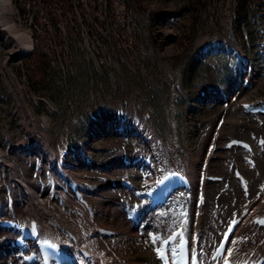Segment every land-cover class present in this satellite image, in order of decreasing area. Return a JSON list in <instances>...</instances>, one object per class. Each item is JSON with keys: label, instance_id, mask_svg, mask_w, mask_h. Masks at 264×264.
<instances>
[{"label": "rangeland", "instance_id": "1", "mask_svg": "<svg viewBox=\"0 0 264 264\" xmlns=\"http://www.w3.org/2000/svg\"><path fill=\"white\" fill-rule=\"evenodd\" d=\"M239 5L240 0H12L15 29L0 25L1 124L13 140L3 148L19 159L31 149L21 95L36 127L47 120L43 127L55 135L67 167L85 178L93 171L130 168L122 166L129 158L113 144L124 139L129 155L140 148L149 152L155 145L146 139L151 127L196 178L230 133L245 138L242 133L264 117L244 116L237 105L264 99V0H251L245 17ZM26 34L32 54L21 50ZM226 44L247 54V73L238 75L234 59L221 52ZM102 186L110 187L97 181L91 188ZM103 200L98 197L99 206ZM12 255L0 264H12Z\"/></svg>", "mask_w": 264, "mask_h": 264}, {"label": "bare ground", "instance_id": "2", "mask_svg": "<svg viewBox=\"0 0 264 264\" xmlns=\"http://www.w3.org/2000/svg\"><path fill=\"white\" fill-rule=\"evenodd\" d=\"M11 5L12 0H0V25L15 29L13 12L9 9ZM5 43L11 45L8 36L5 38ZM21 50L26 54L34 50L33 41L27 34L24 36ZM18 98L19 106L28 117L26 127L30 133L28 138L31 140V149L25 148L26 155L19 159L15 156L12 158L7 149L3 148L5 141L10 144L13 140L1 124L2 111H0V152L4 156V164L0 165V194L3 192L15 197L13 211H10L12 216L28 221L33 218L39 219L42 230L47 231L53 239H65L61 231L64 227L76 231L80 239L79 244L92 252L90 264H111L112 262L114 264H164L157 249H160L165 237L177 227H184L189 236L199 234L200 246L204 250L211 251L221 236L223 225L220 219L227 222L235 212L240 214L246 207L254 211L264 208V203L261 200L257 201V197L261 194L264 199V155L260 152L254 153L258 163L253 168L241 161L240 157L244 154L242 150L232 149L225 153L227 156L224 154V157L219 148L215 147L217 152L213 153L210 159L208 158V162L205 161L203 165H200L201 173L194 178L195 171L186 163L176 161L174 158L176 154L173 156L172 148L170 150L166 147V153L162 158L154 156L158 154L154 144L150 145L151 152H146L139 147L140 150L131 155L132 157H126L128 147L126 141L121 139L115 140L113 146L121 151L122 157L133 160L144 156L152 162L151 166L113 169L109 173L93 171L91 176L85 178L79 171L67 167L65 152L60 150L55 135L43 127L47 124V120L42 123V129H38L31 118L25 99L21 95ZM248 128L251 130L242 134L256 141L264 134V117L260 125L251 124ZM234 132L229 134L231 138H235ZM26 139L27 137L24 136L22 141ZM214 157L217 158L214 159ZM218 158H220L219 161ZM222 160L225 162L223 163ZM239 166L251 182L252 188L249 193L244 192L232 180L233 169ZM168 172L188 174L193 181L192 189L174 191L163 208H158L151 214H141L139 223L132 222L122 206V199L131 198L134 206L139 208L146 201L136 198L133 192L123 187L114 189L112 184L115 176L122 175L125 177L123 179L131 178L138 190H147L154 187L155 183ZM206 174L225 175L228 188L224 184H203L202 178ZM3 181L9 185V188L1 185ZM97 181L105 185L109 184L110 187L91 188ZM149 182L152 183L149 184ZM203 192L207 197V203L201 208L198 203ZM215 195H219L216 203ZM101 196L104 200L99 206L98 197ZM248 218L249 216L245 220ZM214 223L219 225V229L213 226ZM142 226L145 228L142 229ZM99 228L111 229L116 232V235L111 238L97 236L96 232ZM249 228L243 226L229 248V254L236 262L245 259L254 261L256 258H250L251 253L255 255L264 252V232L251 231ZM2 231L0 233V263L14 254L12 264H25L22 258H18L20 250L4 249V239H11L12 234ZM246 236H249V241L243 243L242 240Z\"/></svg>", "mask_w": 264, "mask_h": 264}, {"label": "trees", "instance_id": "3", "mask_svg": "<svg viewBox=\"0 0 264 264\" xmlns=\"http://www.w3.org/2000/svg\"><path fill=\"white\" fill-rule=\"evenodd\" d=\"M250 2H251V0H240V4L241 5H239V9H238V14L239 15H242L244 17L249 15L250 10H249V6L248 5H249ZM50 16L52 17V20H53L54 19L53 15H50Z\"/></svg>", "mask_w": 264, "mask_h": 264}, {"label": "snow or ice", "instance_id": "4", "mask_svg": "<svg viewBox=\"0 0 264 264\" xmlns=\"http://www.w3.org/2000/svg\"><path fill=\"white\" fill-rule=\"evenodd\" d=\"M158 254L163 257L164 253L160 251V249H157Z\"/></svg>", "mask_w": 264, "mask_h": 264}]
</instances>
